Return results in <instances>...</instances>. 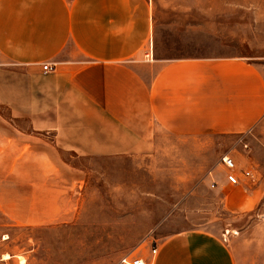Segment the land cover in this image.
<instances>
[{
  "label": "crops",
  "instance_id": "1",
  "mask_svg": "<svg viewBox=\"0 0 264 264\" xmlns=\"http://www.w3.org/2000/svg\"><path fill=\"white\" fill-rule=\"evenodd\" d=\"M179 19L189 29V0H0V110L9 111L0 118V264H17L12 229L77 223L74 159L145 157L165 137L202 142L263 121L264 65L166 54L163 46L178 44ZM45 62L54 70L43 73ZM214 181L217 195L242 192L226 175ZM243 182L249 193L232 198L231 211L258 196ZM193 216L198 226L137 256L145 264H264L263 248L244 232L223 240Z\"/></svg>",
  "mask_w": 264,
  "mask_h": 264
},
{
  "label": "rangeland",
  "instance_id": "2",
  "mask_svg": "<svg viewBox=\"0 0 264 264\" xmlns=\"http://www.w3.org/2000/svg\"><path fill=\"white\" fill-rule=\"evenodd\" d=\"M162 49L178 57L240 56L264 65V0H189V29L179 19L177 46ZM8 117L0 110V118ZM148 154L74 159L82 175L77 223L12 229L17 264H114L198 226L189 222L191 213L207 218L206 228L225 239L244 232L264 252V119L241 135L202 142L165 137ZM223 154L253 172L254 180L243 183L258 196L239 207L244 211H231L229 203L248 188L238 184L242 192L225 191V197L212 191L214 178L226 175Z\"/></svg>",
  "mask_w": 264,
  "mask_h": 264
},
{
  "label": "built area",
  "instance_id": "3",
  "mask_svg": "<svg viewBox=\"0 0 264 264\" xmlns=\"http://www.w3.org/2000/svg\"><path fill=\"white\" fill-rule=\"evenodd\" d=\"M55 68L53 63L45 62L41 65V70L43 73L51 72ZM236 164V169H232V165ZM220 165L226 170V180L232 185H237L242 181H253L254 175L250 168L240 165L236 158L230 154H223L220 157ZM215 185V181L211 182V186ZM225 235V234H223ZM223 240H226L223 237ZM151 253L156 252V246L151 247ZM123 264H145L144 260L137 255H126L120 260Z\"/></svg>",
  "mask_w": 264,
  "mask_h": 264
},
{
  "label": "bare ground",
  "instance_id": "4",
  "mask_svg": "<svg viewBox=\"0 0 264 264\" xmlns=\"http://www.w3.org/2000/svg\"><path fill=\"white\" fill-rule=\"evenodd\" d=\"M236 167H237L236 164L232 165V169H236ZM5 255H6V254H5ZM5 257H6V256H5Z\"/></svg>",
  "mask_w": 264,
  "mask_h": 264
}]
</instances>
